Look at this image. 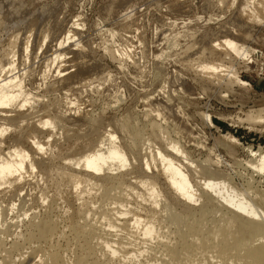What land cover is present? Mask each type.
Returning <instances> with one entry per match:
<instances>
[{
  "label": "bare ground",
  "instance_id": "6f19581e",
  "mask_svg": "<svg viewBox=\"0 0 264 264\" xmlns=\"http://www.w3.org/2000/svg\"><path fill=\"white\" fill-rule=\"evenodd\" d=\"M236 12L238 18L247 25L253 22L261 23L264 20V0H245ZM77 28L76 25L68 28L61 36L59 48L55 46V49L53 48V53L56 54L54 53L50 59L47 58L49 61L45 60L47 63L51 60L55 64L58 63L54 66L51 64L52 71H55L58 82L68 85L72 83L82 85V81L85 80V75L77 72L80 65L74 60V56L83 51L81 40L76 43L74 41L76 38L72 40L75 34H79ZM229 32L221 33V36L218 33L221 39L218 38L216 41L213 38L215 41H210L202 52L219 62L199 60L197 64L199 68L195 70L200 71L202 77L204 76V82L213 92L215 89L212 77H220V66L224 65L227 55L248 56L246 46L240 40L236 41L237 36H244L243 31H235L233 35L227 34ZM41 39L42 44L44 42L46 44L49 35L44 34ZM208 39L210 38H207V42ZM33 42L34 33L31 31L24 38L20 37V33L12 34L6 43V52L0 57L1 149L6 145L4 143L9 127L13 128L12 133L15 135L12 137L15 142L11 143L13 146L7 144L9 150L7 153L6 150L0 149V186L7 185L5 189L2 188L3 191L0 190L3 194L5 190L8 192L10 187L13 189L12 187L15 188L22 180L24 181L25 172L34 171L39 165H43V168L44 165L53 166L55 158L52 159L54 162L50 163L48 159L50 155L45 158L43 153L48 149L46 147H50V144L52 146L53 132L62 122L67 119L75 123L84 122L93 131H97L99 127L98 122L92 121L88 111L81 110L76 101L70 100L72 107L68 104L69 111L63 113L58 104L55 107L46 105L43 100H38V97L36 100L35 96L24 89L22 76L34 68L20 69L19 58L21 48L29 51ZM131 48L132 46L123 47L118 53L129 56ZM202 57L203 54H200L199 58ZM228 71L230 74L233 73L232 69ZM234 78L237 83H242L238 75H234ZM73 107L81 114L79 117L76 112H72ZM207 116L209 118V115ZM247 120L255 123L257 120L264 121V114L258 111L256 114L248 115ZM134 122L131 117H125L115 123L119 131L101 132V140L95 143L96 146L91 147L89 143L82 145L87 150L85 153L83 150L84 154L82 153L81 157L74 158V155L71 157L69 156L71 153L68 152L67 160L62 159L64 162L54 168L56 177L53 176L55 180L58 179L59 190L55 187L58 193L50 196L52 197L49 198L50 203L43 206L44 210L34 211L31 217L25 219L27 211L32 208L34 210L35 207L29 206L23 213L20 210L17 219L9 224L0 223V264H24L30 257L33 258L28 264H264L263 151L254 152L250 149L253 158L247 160L245 165L251 173L239 175L238 184L236 176L230 173L224 176L225 173L222 174L221 170L219 173L218 168L213 167L209 161L192 166L185 159L187 157L184 147L179 141L168 138L159 123L154 121L148 126L149 129H145ZM70 129L66 130V134ZM116 132L123 138V143L116 142ZM230 137L235 139L233 136ZM152 138H161L158 146L154 147L145 142ZM13 140L11 139L12 142ZM53 144L55 146V142ZM66 145L68 147L69 143ZM74 150L81 152L79 149ZM155 167L158 168L153 171ZM26 174L28 176V173ZM129 174L135 175L137 181L134 179L135 182H132ZM44 176L46 174H43V178H47ZM200 177L203 181H198ZM84 181L85 184L99 186L101 192L93 193L90 190L92 187L81 191ZM51 187L53 186L51 185L50 189ZM121 188L126 190L125 193L120 190ZM64 190L81 200L79 204L77 203L78 210L74 209L75 215L72 211L68 218L69 225L66 223L65 227L64 224L60 225V220L54 218L53 214L56 202L65 194L62 193ZM40 193H36L37 199L30 198L34 195L32 193L28 197L37 208L52 192L41 193L44 195L41 197L43 201L38 200ZM24 196V200L21 199L23 206L30 201L26 200V195ZM133 199L135 202L131 201ZM95 203H98V207L94 206ZM15 205L12 203L10 206H3L1 214L13 211ZM85 210L91 217L83 214ZM23 225L25 226L23 230L22 228L17 230V227ZM66 228L70 231L66 232ZM5 235L12 236V241H6Z\"/></svg>",
  "mask_w": 264,
  "mask_h": 264
},
{
  "label": "rangeland",
  "instance_id": "374dc122",
  "mask_svg": "<svg viewBox=\"0 0 264 264\" xmlns=\"http://www.w3.org/2000/svg\"><path fill=\"white\" fill-rule=\"evenodd\" d=\"M244 2L245 0H0V57L6 52V43L12 34L20 33V37L24 38L30 31L34 33V42L29 51L20 49L22 52L18 67L34 68L28 71L29 73L26 72L27 76L26 73L22 76L24 89L35 96V99L38 97V100H43L46 105H59L63 113L69 111L71 101H76L78 107L88 111L89 118L99 124L97 131H93L87 123H75L70 119L58 125L51 138L55 146L50 144V147H46V153H43L45 158L50 155V163H53L55 158L53 166L44 165L43 168V165H39L34 171L25 172L24 181L15 187L16 190L10 187L11 191L5 190L8 194L0 191V223L9 224L17 219V214L23 213L29 206L35 207L34 210L32 208L27 211L25 219L31 217L34 211L44 210L43 206L50 203V196L56 195L59 190L58 179L55 180L53 176L56 174V165L58 167L63 160H67L68 152L71 157H81L83 150L84 153L87 150L82 145L89 143L91 147L96 146L101 140V132L119 131L115 123L125 117H131L134 123L145 129H149L148 126L154 121L159 123L168 138L179 141L184 147L187 157L185 159L192 166L209 161L213 167L218 168L219 173L224 172V176L229 173L236 176L235 180L239 184V175L251 173L245 165L247 160L253 158L250 149L264 153V121L257 120L255 123L247 120L248 115L258 111L264 114V20L247 25L238 18L236 10ZM75 25L79 34H75L78 36L74 35L72 40L76 38L75 43L81 40L83 51L79 52V55L76 54L74 60L79 63L78 69L81 71L76 69L85 75V82L82 81V85L66 83V86L58 82L55 71H52L51 64L54 66L55 62L47 61L56 54L53 50L55 47L59 48L61 36ZM239 30L243 31L244 36H237L236 41L240 40L246 46L248 56L227 55L224 65L220 66L222 70L219 68L220 77H212L215 89L213 92L204 82L200 71H195L199 68L198 61L213 62L212 58L202 53L208 43L219 40L221 33L230 31L227 34L233 35ZM44 34L49 35L45 45L41 39ZM207 38H210L208 42ZM126 46H132L130 55H120L118 50ZM200 54H203L202 58H199ZM57 64L56 62L55 65ZM227 69H232L233 73L230 74ZM234 75L241 78V84L235 81ZM53 84L56 86L53 87ZM76 111L73 107L72 112ZM76 115L79 117L81 114L76 112ZM67 126V129L71 128L68 134ZM9 129V137L7 136L4 143L6 145H3L2 149L0 147L1 150H6V153L9 151L8 145L15 143L12 138L15 136L12 133L13 128ZM116 135V142L123 143L119 133L116 132ZM53 137L58 138L57 142ZM155 139L149 140L151 143L146 140L145 142L155 147L159 145L161 138ZM143 146L146 147V144ZM142 150L144 153V149ZM61 155L67 156L64 158ZM45 170L48 171L44 172ZM42 173L46 174L47 178H43ZM128 176L132 182L137 181L135 175ZM200 179L201 177L198 181H203ZM37 182L40 186L36 185ZM50 184L54 188L50 189ZM87 185L84 181L81 191L92 187L90 190L93 193L101 192L99 186ZM5 186H0V190L5 189ZM120 190L124 193L126 191L124 188ZM41 191L46 194L52 192L47 197L48 201L47 198L41 200L44 196ZM65 191H62L65 194L56 202L53 211L54 218L60 220V225L64 224V227L66 223L69 225V216L72 211L75 215V210H78V204L81 202ZM97 192L96 194L99 193ZM31 193L34 194L32 197ZM36 193H40L38 200L43 201L38 208L31 201L33 197L37 199ZM24 195L27 201L31 198L25 206L21 203ZM131 201L135 202L134 199ZM12 203L16 204L15 209L1 214L2 207ZM95 204L94 206L98 207V203ZM83 214L90 216L87 211ZM23 226L17 227V230H23ZM65 231L70 230L66 228ZM4 238L9 242L13 239L12 236L6 235ZM32 258H28L24 264L31 262Z\"/></svg>",
  "mask_w": 264,
  "mask_h": 264
}]
</instances>
